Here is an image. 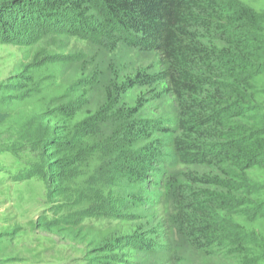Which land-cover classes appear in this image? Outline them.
I'll list each match as a JSON object with an SVG mask.
<instances>
[{
    "label": "trees",
    "instance_id": "trees-1",
    "mask_svg": "<svg viewBox=\"0 0 264 264\" xmlns=\"http://www.w3.org/2000/svg\"><path fill=\"white\" fill-rule=\"evenodd\" d=\"M257 8L237 0H0L3 39L54 24L82 28L110 52L124 43L159 57L158 72L120 80L80 54L82 79L63 84L59 73L73 56L60 61L39 48L0 84V153L28 162L24 178L50 184L38 231L85 245L88 264L173 253L138 212L171 188L167 166L194 168L189 186L174 184L187 190L178 206L186 243L226 264H264L263 4ZM157 85L177 107L169 122L126 104L130 92Z\"/></svg>",
    "mask_w": 264,
    "mask_h": 264
},
{
    "label": "rangeland",
    "instance_id": "rangeland-1",
    "mask_svg": "<svg viewBox=\"0 0 264 264\" xmlns=\"http://www.w3.org/2000/svg\"><path fill=\"white\" fill-rule=\"evenodd\" d=\"M237 1L257 10H260L257 7L262 4L264 7L263 0ZM50 26L54 31L47 27H29L19 39L14 34L9 39H3L0 27V84L7 83L19 65L32 63L39 48L47 49L60 61L64 57L73 56L69 60L71 64L62 67L59 73L58 82L63 84H73L82 79L76 72L83 60L80 54L96 56V63H100L108 74L117 72L120 80L134 76L139 70L152 74L160 69L159 57L155 53L138 52L124 43H120L116 51L110 52L96 38L84 35L82 28L64 30L54 24ZM36 33L46 35L45 39L39 42L35 39ZM48 35L57 38L50 39ZM50 40L54 43L51 49L48 48ZM109 69L112 72L107 71ZM163 89L165 85L132 91L128 94L126 104L128 107H136L140 103L144 119L157 118L169 122L176 115L177 107L174 100L164 94ZM95 94L98 99L100 92ZM7 144H11V141ZM27 163L24 158L17 160L0 153V264H88L85 245L38 231L36 226L39 217L49 216L51 206L46 201V194L50 184L40 175L24 178V167L29 166ZM165 169L166 182L172 183L171 188L168 191L158 189L157 193L162 197L156 196L157 200L151 206L138 213L148 218L146 229L155 228L157 231L153 237L156 244L171 246L173 253L154 257L140 253L137 264H226L223 260L192 249L179 228V201L186 196L187 190H181L180 193L174 184L180 182L189 186L188 176L194 168L167 166Z\"/></svg>",
    "mask_w": 264,
    "mask_h": 264
}]
</instances>
